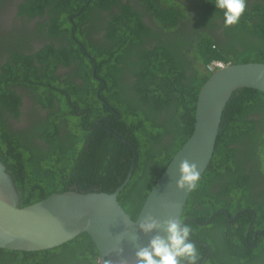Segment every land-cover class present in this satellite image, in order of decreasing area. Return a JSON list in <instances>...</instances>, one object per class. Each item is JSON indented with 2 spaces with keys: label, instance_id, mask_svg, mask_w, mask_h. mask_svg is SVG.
Wrapping results in <instances>:
<instances>
[{
  "label": "flooded vegetation",
  "instance_id": "1",
  "mask_svg": "<svg viewBox=\"0 0 264 264\" xmlns=\"http://www.w3.org/2000/svg\"><path fill=\"white\" fill-rule=\"evenodd\" d=\"M214 3L2 0L0 157L7 167L8 162L17 172H26L21 159H28L31 152L47 154L51 138L74 142L81 131L98 129L122 141L109 129L124 137L116 128H124L125 103L147 108L154 100L158 110L163 102L173 103L178 93L187 114L186 90L192 89L194 77L217 70L209 65L219 60L205 63L207 45L213 43L227 56L236 45L237 28L224 27L223 11ZM241 19L247 25H264V0H247ZM160 90L165 98L175 93L159 98ZM161 110L159 117L165 119L166 109ZM252 187L258 195L264 185ZM256 201L258 211L249 207L231 215L226 208L219 209L231 226L224 229L226 234L212 226L198 228L208 226L219 212L203 222L193 216L184 220L191 222L199 264H209L213 253L206 234L223 236L216 239L214 264H227L218 262L227 251L229 264H264V206L259 198Z\"/></svg>",
  "mask_w": 264,
  "mask_h": 264
},
{
  "label": "trees",
  "instance_id": "2",
  "mask_svg": "<svg viewBox=\"0 0 264 264\" xmlns=\"http://www.w3.org/2000/svg\"><path fill=\"white\" fill-rule=\"evenodd\" d=\"M234 26L237 31L234 30L236 45L232 56L225 55L210 43L204 51L206 65L213 60L225 64L264 62V25H247L241 19ZM231 32L233 34V30ZM248 35L254 38H247ZM256 36L258 39H255ZM209 76L210 73L206 72L204 77H194L192 89L189 93L186 90V104L190 106L187 114L181 108L179 100L182 99L175 92L168 94L175 93L177 99L174 98L173 103L163 102L161 105L167 112L165 119L159 117L162 110L155 109L157 102L154 100L147 108L132 103L124 104L121 111L124 128L116 129L134 143L138 156L131 179L121 191L119 201L133 218L137 217L158 177L192 133L198 92ZM162 80L165 82V79ZM182 86L188 89L187 85ZM156 96L165 98L162 90ZM185 119H189V122ZM126 124L128 126L125 127ZM48 142L52 148L47 154L31 152L28 159L20 160L24 162L21 167L26 168V172H17L7 162L20 191L22 205L71 188L111 192L123 182L131 166L133 149L98 129L89 133L81 131L74 142L71 138L66 141L51 138ZM1 160L5 161L4 158ZM263 185L264 92L243 88L234 92L226 106L213 158L200 178L198 187L191 192L183 219L193 216L203 222L222 208H226L231 215L249 207L258 211L260 203L256 199L259 198L264 206V188L255 195L252 186ZM263 210L264 207L262 213ZM224 216V212L220 211L208 226L198 228L209 230L208 227L212 226L223 232L231 228ZM222 237L206 234L204 238L213 248L209 264L215 262L216 239ZM201 248L205 250V247ZM228 254L227 251L225 256L221 255L218 262L229 264L231 260ZM99 255L90 235L83 233L61 246L42 251L0 248V264H94Z\"/></svg>",
  "mask_w": 264,
  "mask_h": 264
},
{
  "label": "water",
  "instance_id": "3",
  "mask_svg": "<svg viewBox=\"0 0 264 264\" xmlns=\"http://www.w3.org/2000/svg\"><path fill=\"white\" fill-rule=\"evenodd\" d=\"M243 88L264 92V62L225 64L203 83L197 97L192 133L150 189L136 218L119 201L133 174L138 156L136 147L110 129L134 150L126 178L111 192L71 188L22 205L15 179L0 157V248L42 251L88 233L100 252L101 264L104 260H110L111 264H135L138 248L146 246L156 234L145 235L139 230L145 216L151 214L162 222L169 219L184 222L192 191L177 187L179 164L187 159L198 165L203 176L216 149L226 106L234 92Z\"/></svg>",
  "mask_w": 264,
  "mask_h": 264
},
{
  "label": "clouds",
  "instance_id": "4",
  "mask_svg": "<svg viewBox=\"0 0 264 264\" xmlns=\"http://www.w3.org/2000/svg\"><path fill=\"white\" fill-rule=\"evenodd\" d=\"M214 4L223 11L224 27L237 25L247 8V0H215ZM179 174L178 188L192 191L198 187L201 178L198 165L187 159L181 160ZM139 230L145 235L156 234L146 246L138 248L135 264H199L201 258L192 241L193 229L182 220L162 222L149 214L139 223ZM160 232L166 235H160ZM94 264H101V259L98 257ZM103 264H111V261L104 260Z\"/></svg>",
  "mask_w": 264,
  "mask_h": 264
},
{
  "label": "built area",
  "instance_id": "5",
  "mask_svg": "<svg viewBox=\"0 0 264 264\" xmlns=\"http://www.w3.org/2000/svg\"><path fill=\"white\" fill-rule=\"evenodd\" d=\"M225 65V63H223L222 61H213L210 65L209 68L210 69H219L221 67H223Z\"/></svg>",
  "mask_w": 264,
  "mask_h": 264
}]
</instances>
